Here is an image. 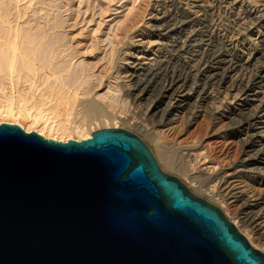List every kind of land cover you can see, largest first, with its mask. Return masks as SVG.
<instances>
[{
	"label": "bare ground",
	"instance_id": "6f19581e",
	"mask_svg": "<svg viewBox=\"0 0 264 264\" xmlns=\"http://www.w3.org/2000/svg\"><path fill=\"white\" fill-rule=\"evenodd\" d=\"M33 1L0 0V124L62 142L105 128L134 133L162 172L224 209L264 255V0H131L117 36L94 39L107 41L100 71L61 43L63 25L45 3L27 14ZM199 117L209 137L237 140L233 160L179 140Z\"/></svg>",
	"mask_w": 264,
	"mask_h": 264
},
{
	"label": "water",
	"instance_id": "95a60500",
	"mask_svg": "<svg viewBox=\"0 0 264 264\" xmlns=\"http://www.w3.org/2000/svg\"><path fill=\"white\" fill-rule=\"evenodd\" d=\"M0 264H264L217 207L121 128L46 139L0 124Z\"/></svg>",
	"mask_w": 264,
	"mask_h": 264
},
{
	"label": "rangeland",
	"instance_id": "374dc122",
	"mask_svg": "<svg viewBox=\"0 0 264 264\" xmlns=\"http://www.w3.org/2000/svg\"><path fill=\"white\" fill-rule=\"evenodd\" d=\"M39 3H45L42 6L48 9L46 11L50 15L51 20H53V17L57 18L63 25V31L58 32L63 36L61 43L68 44L67 47H72L73 50H80L79 53L83 54V60L98 61L96 66L97 70L100 71L106 62L102 58L106 56L108 50V47H105V45L107 46V41L102 44L98 43L97 45L98 41L94 39L101 37L104 30L108 32L109 29L115 37L117 36L116 26L124 23L125 19L123 15L126 12V8L131 4V0H77L74 4V9L71 10L68 9L67 0H34L30 8L27 9V14H31V11L40 7ZM19 7L21 10L28 8L27 1L21 2ZM44 12H39L38 15L42 16ZM91 42H94V44ZM117 47L120 48L121 45ZM106 69H104L106 75L111 73L109 67ZM221 125H223L221 121L215 124L216 127H220ZM210 129L211 125L208 123V120L205 117H199L187 128L189 131H186V135H181L179 140L187 143L195 141L203 142V145L212 151L215 159L220 164L233 160L238 155L237 140L229 135L209 137L208 132ZM165 174L170 175L169 173ZM224 208H226L225 211L228 214L236 212L232 207L225 206ZM223 210L220 209L222 213Z\"/></svg>",
	"mask_w": 264,
	"mask_h": 264
}]
</instances>
